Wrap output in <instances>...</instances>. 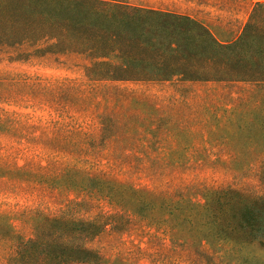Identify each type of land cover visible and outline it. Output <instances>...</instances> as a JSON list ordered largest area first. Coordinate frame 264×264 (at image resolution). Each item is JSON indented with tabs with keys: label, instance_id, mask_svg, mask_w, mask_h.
Listing matches in <instances>:
<instances>
[{
	"label": "rangeland",
	"instance_id": "1",
	"mask_svg": "<svg viewBox=\"0 0 264 264\" xmlns=\"http://www.w3.org/2000/svg\"><path fill=\"white\" fill-rule=\"evenodd\" d=\"M125 2L212 19L213 35L224 42L237 38L253 5L264 0ZM88 63L73 54L34 55L27 46L0 48V264L16 238L32 236L41 215L57 216L70 201L81 205L78 217H123L87 243L98 264H212L194 241L172 240L166 223H147L111 204L82 175L69 173L77 184H67L62 163L154 193L188 187L193 201L207 188L261 195L264 86L90 82ZM165 161L184 166L169 170Z\"/></svg>",
	"mask_w": 264,
	"mask_h": 264
},
{
	"label": "trees",
	"instance_id": "2",
	"mask_svg": "<svg viewBox=\"0 0 264 264\" xmlns=\"http://www.w3.org/2000/svg\"><path fill=\"white\" fill-rule=\"evenodd\" d=\"M21 46L38 56L84 57L89 62L84 76L90 82L264 86V3L253 5L237 38L224 44L194 19L130 6L125 0H0V48ZM101 120L100 137L105 131ZM62 164L66 176L71 172L82 175L86 185L111 204L147 223H166L172 240L183 237V241H194L203 260L264 264V259L254 258L248 248V242H264V193L207 188L200 192V200L193 201L188 187L154 193L91 175L67 160ZM148 164L160 167L155 161ZM163 164L169 170L184 166L182 161ZM64 179L70 186L77 184L69 175ZM80 206L70 201L57 216L41 215L30 238H16L6 263H100L99 253L87 243L106 226L116 228L123 217L117 213L78 217L74 210ZM152 211L161 217L153 218L149 215Z\"/></svg>",
	"mask_w": 264,
	"mask_h": 264
},
{
	"label": "crops",
	"instance_id": "3",
	"mask_svg": "<svg viewBox=\"0 0 264 264\" xmlns=\"http://www.w3.org/2000/svg\"><path fill=\"white\" fill-rule=\"evenodd\" d=\"M129 4V3H128ZM132 6H136V7H139V8H146V9H152V10H157V11H163V12H168V13H172V14H176V15H182V16H187L191 19H194L196 20L197 22H199L200 24H202L211 34L212 36L215 38V36L213 35L214 32L216 33V29H215V21H213L212 19H204L205 21H202V19H199L198 17L195 18L192 14L190 13H179L177 11H173V10H169V9H165V8H162L158 5H142V4H131ZM248 18V16H247ZM245 20L247 21V19L245 18ZM243 21L242 22V25H244L246 21ZM235 38H233L232 40L230 41H219L215 38L216 41H218L219 43H230L234 40ZM166 83V82H165ZM201 83H205V84H213V83H221V82H184L183 84H201Z\"/></svg>",
	"mask_w": 264,
	"mask_h": 264
},
{
	"label": "clouds",
	"instance_id": "4",
	"mask_svg": "<svg viewBox=\"0 0 264 264\" xmlns=\"http://www.w3.org/2000/svg\"><path fill=\"white\" fill-rule=\"evenodd\" d=\"M262 244H264V242H248L249 252L256 259H264V247L261 246Z\"/></svg>",
	"mask_w": 264,
	"mask_h": 264
}]
</instances>
